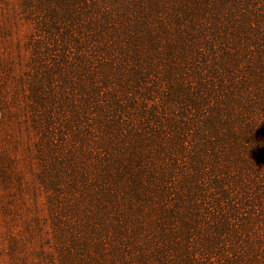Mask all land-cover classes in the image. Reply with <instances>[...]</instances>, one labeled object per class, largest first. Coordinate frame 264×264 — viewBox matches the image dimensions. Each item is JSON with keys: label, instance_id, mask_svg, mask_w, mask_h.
I'll list each match as a JSON object with an SVG mask.
<instances>
[{"label": "trees", "instance_id": "16d2710c", "mask_svg": "<svg viewBox=\"0 0 264 264\" xmlns=\"http://www.w3.org/2000/svg\"><path fill=\"white\" fill-rule=\"evenodd\" d=\"M21 4L49 264H264V0Z\"/></svg>", "mask_w": 264, "mask_h": 264}, {"label": "rangeland", "instance_id": "374dc122", "mask_svg": "<svg viewBox=\"0 0 264 264\" xmlns=\"http://www.w3.org/2000/svg\"><path fill=\"white\" fill-rule=\"evenodd\" d=\"M32 31L21 0H0V264L57 260L46 194L28 169L35 136L20 112L25 96L13 81L26 71Z\"/></svg>", "mask_w": 264, "mask_h": 264}]
</instances>
